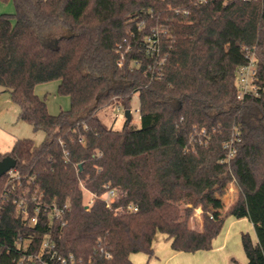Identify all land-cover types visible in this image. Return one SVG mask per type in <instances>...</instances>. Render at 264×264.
<instances>
[{
    "label": "trees",
    "instance_id": "obj_1",
    "mask_svg": "<svg viewBox=\"0 0 264 264\" xmlns=\"http://www.w3.org/2000/svg\"><path fill=\"white\" fill-rule=\"evenodd\" d=\"M0 1L15 8L0 14V86L18 118L47 135L39 145L24 138L0 151V161H17L21 178L7 197L11 178L0 180V264H44L22 257L44 253L46 239L72 264H137L131 255L152 258L158 234L175 252L211 251L228 218L250 221L255 237L242 234L245 264H264V0ZM246 51L256 59L259 91L240 100ZM51 81L71 99L58 115L35 92ZM136 94L139 128L127 120L115 130L98 116L112 104L131 111ZM235 127L243 141L222 163ZM151 163L162 179L185 180L162 194L194 193L183 223L168 221L152 197ZM231 183L238 198L212 217L210 200ZM83 186L97 195L89 208ZM110 189L117 197L108 207L101 197ZM28 190L25 215L18 201ZM130 204L138 211L129 212ZM38 205V223L30 225ZM53 205L69 210L57 220L46 211ZM198 207L196 229L189 219Z\"/></svg>",
    "mask_w": 264,
    "mask_h": 264
},
{
    "label": "rangeland",
    "instance_id": "obj_2",
    "mask_svg": "<svg viewBox=\"0 0 264 264\" xmlns=\"http://www.w3.org/2000/svg\"><path fill=\"white\" fill-rule=\"evenodd\" d=\"M14 12L15 8L12 1L7 3L0 1V14H14ZM59 85V81H51L39 84L35 87L36 94L46 102L47 108L52 115H58L61 112L68 111L71 107L70 97L59 93ZM125 113L126 109L123 105L117 106L116 104H112L101 109L98 112V116L115 130H121L127 122ZM131 115L132 125L139 128L141 126V117L139 114V97L137 94L133 97L131 102ZM18 117L19 107L11 100L8 92H5L0 86V151L3 153L8 152L12 148V143L16 137L33 140L37 145L43 143L47 138L44 131L35 130L30 124L20 120ZM147 177L150 179L152 197L160 203L159 210L161 213L172 223H183L187 217L188 211L193 207L194 193L191 190L180 187L175 189L170 194H162L161 190L170 189L174 183H184L185 180L183 178L178 180L175 176H168L165 179H162V177L155 171V164L153 163L150 164L147 171ZM162 181H164V183ZM83 191L84 204L86 205L88 203L87 199L89 200L91 196L86 192V190ZM237 198V186L235 183H231L222 197L217 195L214 199L210 200L212 217H223L227 208L230 207V205H232ZM228 223L229 222L225 223L224 226V228L226 227V231ZM189 225L192 228H201V207L196 208L194 213L191 215ZM237 229L238 228L232 231L230 239L228 240V247L226 251L227 253L232 254L236 264H245L246 255L242 247V233ZM253 234L255 237V233ZM167 242L169 241L166 239L165 235L158 234L154 242V249L160 250L162 245ZM131 259L137 264H156L160 262L164 264L162 253L160 254L156 251L152 258H149L145 254H133L131 255Z\"/></svg>",
    "mask_w": 264,
    "mask_h": 264
},
{
    "label": "built area",
    "instance_id": "obj_3",
    "mask_svg": "<svg viewBox=\"0 0 264 264\" xmlns=\"http://www.w3.org/2000/svg\"><path fill=\"white\" fill-rule=\"evenodd\" d=\"M151 46L154 49V43L151 44ZM150 51H153L152 49ZM246 56L248 59L247 64L239 67L237 70V86H238V99L244 100L247 96L249 95H258V86L256 84V76H257V69H256V59L255 56L250 52L246 51ZM119 110V108H118ZM243 141V132L240 127H235L233 129L232 135L230 139L224 144V149L226 150V157L221 161L222 163H229L231 162L237 155L238 152V146L242 143ZM9 176H10V181L9 185H7L10 189L7 192V195H4V197H7L10 191H13L17 188V185L15 183H18L19 186H21V178L20 176L13 170L9 171ZM83 190H86L85 187L83 186ZM87 193L90 194L89 200L87 199V204L86 208H89L93 205L95 199L97 198V195L94 193H91L86 190ZM40 190L39 188L35 189L33 193V199H38L39 197ZM31 195V190H28L25 194L24 197L20 198L18 201V207L22 214H28V198H30ZM41 197V196H40ZM117 197V191L114 189H110L104 196L101 198L105 200L107 203V206L109 207L111 203L116 199ZM86 199V198H85ZM30 200V199H29ZM69 206L65 205L63 207L53 205L51 207H48L46 211L50 214L51 218H55L57 220L62 219L65 214L68 212ZM127 210L129 212H137L138 208L130 204L127 207ZM40 213V206L38 205L37 208V214L30 218L29 224L34 225L38 223V214ZM29 245L28 240H23L19 244V246L26 251L27 247ZM55 245L48 239H46L43 243V248L42 250L44 253H41L40 255H33V254H23L22 257V262L23 261H40L44 264L49 263L50 260H55L58 264H72L74 259L73 256H70L69 258L63 257L61 255H58L57 252L54 250Z\"/></svg>",
    "mask_w": 264,
    "mask_h": 264
},
{
    "label": "crops",
    "instance_id": "obj_4",
    "mask_svg": "<svg viewBox=\"0 0 264 264\" xmlns=\"http://www.w3.org/2000/svg\"><path fill=\"white\" fill-rule=\"evenodd\" d=\"M18 139L21 138H14L12 148ZM11 149L8 152H10ZM226 221L229 222L227 226V231L226 227L223 228L224 231H222L219 237L215 240L214 249L211 251H199L192 254L175 252L171 248V244L169 243L170 241L163 244L160 250L155 249V251L160 254L162 253V256L164 258V264H236L234 257H232V254L227 253L226 251L231 233L234 229L238 228L237 230L241 231L242 234L245 232H249L254 237V227L248 219L236 220L228 218ZM156 264H162V262Z\"/></svg>",
    "mask_w": 264,
    "mask_h": 264
},
{
    "label": "water",
    "instance_id": "obj_5",
    "mask_svg": "<svg viewBox=\"0 0 264 264\" xmlns=\"http://www.w3.org/2000/svg\"><path fill=\"white\" fill-rule=\"evenodd\" d=\"M125 114L127 120L130 121L132 119L131 111L126 110ZM16 165H17V161L11 156H7L2 161H0V180L4 175L9 173V171L15 169Z\"/></svg>",
    "mask_w": 264,
    "mask_h": 264
}]
</instances>
